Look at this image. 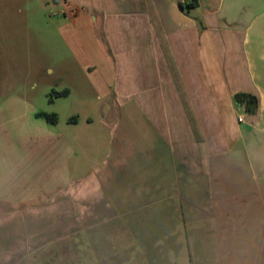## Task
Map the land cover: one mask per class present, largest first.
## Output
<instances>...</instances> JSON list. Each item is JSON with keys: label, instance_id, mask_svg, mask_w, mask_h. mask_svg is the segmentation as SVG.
Wrapping results in <instances>:
<instances>
[{"label": "crops", "instance_id": "obj_1", "mask_svg": "<svg viewBox=\"0 0 264 264\" xmlns=\"http://www.w3.org/2000/svg\"><path fill=\"white\" fill-rule=\"evenodd\" d=\"M182 1L88 0L63 12L70 30L88 32L93 56L77 62L107 97L102 119L115 117L88 177L90 229L119 224L122 262L160 264L182 249L186 225L210 220L219 264H264V0ZM237 94L256 97V112Z\"/></svg>", "mask_w": 264, "mask_h": 264}, {"label": "rangeland", "instance_id": "obj_2", "mask_svg": "<svg viewBox=\"0 0 264 264\" xmlns=\"http://www.w3.org/2000/svg\"><path fill=\"white\" fill-rule=\"evenodd\" d=\"M87 2L0 0V200H38L19 213L0 209V264L12 244V264H127L116 254L129 242L119 224H89L88 177L115 117L102 119L107 97L77 62L93 56L88 32L70 30L63 15L82 13ZM16 215L32 223L15 224ZM199 223L186 225L188 239L174 243L182 249L160 264H219L214 225Z\"/></svg>", "mask_w": 264, "mask_h": 264}, {"label": "trees", "instance_id": "obj_3", "mask_svg": "<svg viewBox=\"0 0 264 264\" xmlns=\"http://www.w3.org/2000/svg\"><path fill=\"white\" fill-rule=\"evenodd\" d=\"M182 9L186 8L189 9L191 8L190 5L183 6L181 5ZM67 93H63V95H66ZM235 101L241 105H243L246 109V111L250 114H253L256 112L257 109V99L256 97L249 95V94H237L235 96ZM41 117H45L49 119L50 117L45 115V114H39Z\"/></svg>", "mask_w": 264, "mask_h": 264}, {"label": "built area", "instance_id": "obj_4", "mask_svg": "<svg viewBox=\"0 0 264 264\" xmlns=\"http://www.w3.org/2000/svg\"><path fill=\"white\" fill-rule=\"evenodd\" d=\"M191 2H192V0H183V1H182V4H184V5L186 6V5H190ZM238 121H239V122H242V117H239V118H238Z\"/></svg>", "mask_w": 264, "mask_h": 264}]
</instances>
